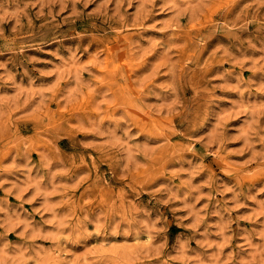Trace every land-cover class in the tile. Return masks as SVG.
Returning a JSON list of instances; mask_svg holds the SVG:
<instances>
[{"label": "rangeland", "instance_id": "374dc122", "mask_svg": "<svg viewBox=\"0 0 264 264\" xmlns=\"http://www.w3.org/2000/svg\"><path fill=\"white\" fill-rule=\"evenodd\" d=\"M0 264H264V0H0Z\"/></svg>", "mask_w": 264, "mask_h": 264}]
</instances>
